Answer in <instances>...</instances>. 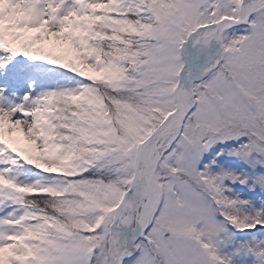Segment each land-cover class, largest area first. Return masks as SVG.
<instances>
[{"label": "snow or ice", "instance_id": "1", "mask_svg": "<svg viewBox=\"0 0 264 264\" xmlns=\"http://www.w3.org/2000/svg\"><path fill=\"white\" fill-rule=\"evenodd\" d=\"M0 264H264V0H0Z\"/></svg>", "mask_w": 264, "mask_h": 264}]
</instances>
